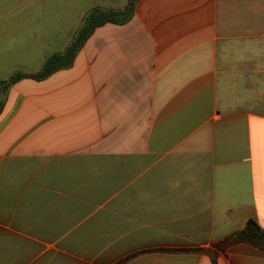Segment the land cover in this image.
Wrapping results in <instances>:
<instances>
[{
    "label": "crops",
    "instance_id": "obj_1",
    "mask_svg": "<svg viewBox=\"0 0 264 264\" xmlns=\"http://www.w3.org/2000/svg\"><path fill=\"white\" fill-rule=\"evenodd\" d=\"M126 4L0 0V80ZM248 220L264 229V0H139L70 69L9 89L0 264H264L216 249Z\"/></svg>",
    "mask_w": 264,
    "mask_h": 264
},
{
    "label": "trees",
    "instance_id": "obj_2",
    "mask_svg": "<svg viewBox=\"0 0 264 264\" xmlns=\"http://www.w3.org/2000/svg\"><path fill=\"white\" fill-rule=\"evenodd\" d=\"M138 1L139 0H127L125 8L119 11L101 8L92 9L84 16L81 26L63 52L49 56L36 72L26 73L16 71L7 79L0 80V113L4 107L7 93L14 84L24 79L43 81L57 71L70 69L74 64L76 56L95 29L108 23L117 25L127 23L132 18L135 5ZM239 243H246L259 250H264V229L254 220H248L240 231L220 241L216 245V249L223 252L229 246ZM172 251L189 252L195 250L179 249ZM131 257L133 256L120 260L117 264H122ZM215 261L216 258L213 256L211 258V263L215 264Z\"/></svg>",
    "mask_w": 264,
    "mask_h": 264
}]
</instances>
